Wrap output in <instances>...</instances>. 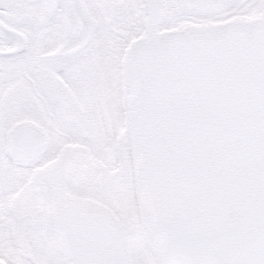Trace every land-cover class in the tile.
Here are the masks:
<instances>
[{
  "label": "snow or ice",
  "instance_id": "snow-or-ice-1",
  "mask_svg": "<svg viewBox=\"0 0 264 264\" xmlns=\"http://www.w3.org/2000/svg\"><path fill=\"white\" fill-rule=\"evenodd\" d=\"M0 264H264V0H0Z\"/></svg>",
  "mask_w": 264,
  "mask_h": 264
}]
</instances>
